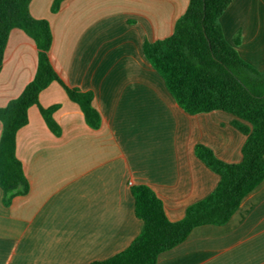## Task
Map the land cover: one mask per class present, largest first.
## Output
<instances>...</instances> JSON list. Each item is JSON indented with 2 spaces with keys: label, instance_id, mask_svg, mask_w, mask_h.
I'll return each mask as SVG.
<instances>
[{
  "label": "crops",
  "instance_id": "1",
  "mask_svg": "<svg viewBox=\"0 0 264 264\" xmlns=\"http://www.w3.org/2000/svg\"><path fill=\"white\" fill-rule=\"evenodd\" d=\"M53 1L31 0L30 13L48 21L51 64L67 86L93 94L100 126L86 123L57 81L41 91V106H58L53 118L60 133L49 129L37 105L28 109L16 155L29 191L5 205L0 188V264L105 260L143 228L132 186H149L177 221L219 182L196 156L197 144L227 163L242 160L246 137L234 127L236 117L185 112L143 53L144 41L172 34L189 0H64L52 12ZM219 22L240 58L264 71V0H232ZM38 52L25 31H10L0 107L33 79ZM155 264H264V179L225 224L194 227Z\"/></svg>",
  "mask_w": 264,
  "mask_h": 264
},
{
  "label": "trees",
  "instance_id": "2",
  "mask_svg": "<svg viewBox=\"0 0 264 264\" xmlns=\"http://www.w3.org/2000/svg\"><path fill=\"white\" fill-rule=\"evenodd\" d=\"M30 1L0 0V70L13 28L25 31L39 50L33 79L19 96L0 107V188L5 205L29 191L23 164L16 155L17 132L28 123V109L37 105L49 129L56 135L60 133L53 118L58 106L45 108L39 103L43 89L57 81L79 105L91 128L98 129L101 121L92 105L93 94L67 86L53 68L49 58L53 40L50 25L31 15ZM63 1L54 0L52 12L58 11ZM231 1L189 0L172 34L144 41L143 53L185 112L194 115L222 110L236 117L233 125L246 137L242 160L227 163L211 148L197 144L196 156L218 174L219 182L206 197L188 206L184 217L177 221L167 217L162 200L149 186H132L134 210L143 222L142 230L122 251L89 264H155L162 252L184 241L194 227L225 224L242 199L263 181L264 71L241 59L223 36L219 19Z\"/></svg>",
  "mask_w": 264,
  "mask_h": 264
}]
</instances>
